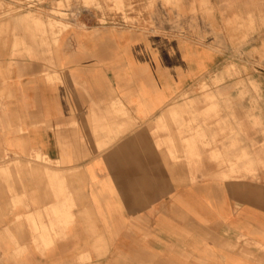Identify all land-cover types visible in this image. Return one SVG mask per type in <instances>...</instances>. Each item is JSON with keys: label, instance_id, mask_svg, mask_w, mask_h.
I'll use <instances>...</instances> for the list:
<instances>
[{"label": "crops", "instance_id": "obj_1", "mask_svg": "<svg viewBox=\"0 0 264 264\" xmlns=\"http://www.w3.org/2000/svg\"><path fill=\"white\" fill-rule=\"evenodd\" d=\"M215 42L90 26L31 58L0 29V264H264V111L204 80Z\"/></svg>", "mask_w": 264, "mask_h": 264}, {"label": "rangeland", "instance_id": "obj_2", "mask_svg": "<svg viewBox=\"0 0 264 264\" xmlns=\"http://www.w3.org/2000/svg\"><path fill=\"white\" fill-rule=\"evenodd\" d=\"M85 18L89 23H83ZM8 26L15 33L16 54L31 58L51 55L66 30L90 26L144 36L216 40L227 56L222 72L209 73L204 80L249 81L240 101L247 94L251 109L264 111V0H0V29ZM211 85L201 83L194 89L192 95L201 98L190 100L188 109L198 112L204 107L200 116L204 123L222 127L221 95ZM197 122L192 120L191 126ZM263 122L254 121L260 127ZM255 157L262 160L264 150L256 149Z\"/></svg>", "mask_w": 264, "mask_h": 264}]
</instances>
